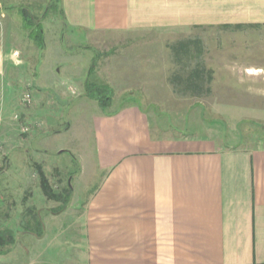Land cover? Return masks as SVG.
Segmentation results:
<instances>
[{"label":"rangeland","instance_id":"rangeland-1","mask_svg":"<svg viewBox=\"0 0 264 264\" xmlns=\"http://www.w3.org/2000/svg\"><path fill=\"white\" fill-rule=\"evenodd\" d=\"M57 12L56 0H0V122H9L0 133V224L16 236L0 248V264H77L73 221L103 174L82 178L71 152L89 153L93 117L104 108L135 103L161 135L264 146V26L79 36L76 44ZM91 66V80L108 85L105 107L84 92ZM43 176L55 194L73 191L63 211V199L44 194Z\"/></svg>","mask_w":264,"mask_h":264},{"label":"crops","instance_id":"crops-1","mask_svg":"<svg viewBox=\"0 0 264 264\" xmlns=\"http://www.w3.org/2000/svg\"><path fill=\"white\" fill-rule=\"evenodd\" d=\"M56 4L54 16L76 44L79 36L98 40L152 30L264 26V0ZM3 68L0 24V73ZM8 123L6 115L1 140ZM92 131L89 153L71 152L82 178L103 174L73 221L77 264H264V146L161 135L148 111L135 103L104 108L93 117Z\"/></svg>","mask_w":264,"mask_h":264},{"label":"trees","instance_id":"trees-1","mask_svg":"<svg viewBox=\"0 0 264 264\" xmlns=\"http://www.w3.org/2000/svg\"><path fill=\"white\" fill-rule=\"evenodd\" d=\"M28 22L29 23L33 22V16L30 15ZM35 32H36L35 39L38 45L40 47H43L44 31H43L40 21L38 22L37 31L35 30ZM93 70H94V67L91 66L88 77L85 81L84 92L87 96H89L92 99L97 100L103 107H105L108 105L110 101V97L105 95V91L108 89V85L92 81L91 76L93 75ZM42 188L44 190V194L47 196L48 199H55L58 201L63 199L65 201L66 205H64L62 209L57 211V213L64 210V208L67 206L73 194L72 193L73 191L71 190L70 187L65 189L66 191L65 193L55 194L53 192L52 187L49 185L47 179L44 176L42 177ZM39 224L42 225L40 219H39ZM27 231H30V230H27ZM37 234L38 236H42V233H37ZM15 242H16V236H15L14 230L11 228H1V224H0V248L15 244Z\"/></svg>","mask_w":264,"mask_h":264},{"label":"built area","instance_id":"built-area-1","mask_svg":"<svg viewBox=\"0 0 264 264\" xmlns=\"http://www.w3.org/2000/svg\"><path fill=\"white\" fill-rule=\"evenodd\" d=\"M24 102L26 103H31V95L29 93H27L25 96H24ZM26 130V129H25Z\"/></svg>","mask_w":264,"mask_h":264}]
</instances>
